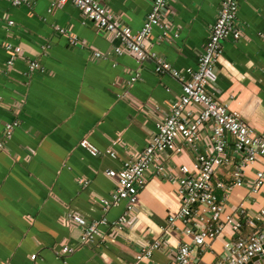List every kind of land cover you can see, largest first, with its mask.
<instances>
[{"label": "crops", "instance_id": "1", "mask_svg": "<svg viewBox=\"0 0 264 264\" xmlns=\"http://www.w3.org/2000/svg\"><path fill=\"white\" fill-rule=\"evenodd\" d=\"M107 7L133 31H138L152 0H105ZM50 0H30V6H13L0 0V139L4 125H19L0 149V264H169L183 239L184 224H169L167 216L179 207L175 184L151 178L138 193L133 218L119 234L108 235L96 248L80 245V230L66 226L61 217L71 212L88 221L118 219L124 203L103 209L114 182L105 174L118 169L126 149L141 150L155 130L157 116L181 94V83L169 73L155 74L153 61L139 69L129 53L115 55L118 40L99 34L69 2L48 10ZM219 0H177L170 4L169 26H153L147 48L174 69L197 65ZM237 20L242 35L223 42L208 91L264 135V0H240ZM12 21V25H8ZM63 27L106 56L93 60L86 48H69ZM5 44L20 47L11 54ZM40 68L29 73L27 61ZM10 64V65H8ZM134 71L138 79L126 82ZM127 90L124 97L123 92ZM86 140L97 155L80 146ZM113 149L115 156L106 150ZM176 165L190 166L193 156L165 152ZM260 162L245 168L246 183L232 186L223 200L222 218L236 216L242 205L254 213L264 204L262 188L248 195ZM230 167H221L216 178L229 183ZM87 180L79 186L78 178ZM232 237L226 226L223 236L203 249L193 248L199 264H221L223 244ZM164 238L163 248L150 258L136 261L140 245ZM66 245L72 252L57 254ZM35 254L34 260L29 256Z\"/></svg>", "mask_w": 264, "mask_h": 264}, {"label": "built area", "instance_id": "2", "mask_svg": "<svg viewBox=\"0 0 264 264\" xmlns=\"http://www.w3.org/2000/svg\"><path fill=\"white\" fill-rule=\"evenodd\" d=\"M13 6L26 4L30 0H6ZM177 0H152L151 9L146 14L142 27L133 31L125 25L120 17L106 5L105 0H50L48 10L69 2L77 7L95 30L109 40H118L112 53L132 54L141 65L153 61L154 73H169L181 83V94L172 101L166 114L157 116L154 121L155 130L148 137L141 150L126 149L127 157L118 169H107L105 174L114 182L109 199H100L102 208L108 209L124 203V211L117 220L108 223L104 217L88 221L71 212L61 217L66 226H77L80 230V245L96 248L105 240V235L98 229L99 225L109 227L108 235L119 234L133 218L138 193L151 178L175 184V197L179 202L176 211L167 216L169 224L179 220L184 224L182 235L191 238L176 246L174 257L169 264H199L198 254L192 255L193 248L203 249L212 241L223 236L226 226L230 228L232 237L223 244L221 264H246L256 255H264V204L254 213H248L241 205L236 216L222 218L223 200L217 190L228 192L232 186H243L246 183L245 168L252 162H260L262 169L256 170L255 178L248 187V195H257L264 188V135L247 124L243 118L212 95L207 87L213 81L215 64L222 54L223 42L227 39L237 41L241 35V27L237 20L240 0H219V10L215 20L209 26L207 38L197 58L194 68L174 69L155 52H149L147 42L153 26L167 28V16L171 13L170 4ZM8 21V25H12ZM68 36L69 48H86L91 59L98 60L106 55L99 52L87 42L72 34L69 29L56 28ZM6 49L14 55L20 53V47L5 44ZM29 73L40 68L35 60L27 61ZM10 65V64H8ZM138 71H134L125 83L130 87L138 79ZM127 95V90L123 96ZM19 125L17 120L4 125L0 139V149L5 147L6 139ZM80 146L90 154L97 155L98 149L86 140ZM186 149L193 156L190 166L176 165L164 153L181 154ZM106 152L115 156L113 149ZM229 166V183L216 178L219 168ZM79 186H85L87 180L80 177ZM264 193V190H263ZM166 240L159 238L147 246L140 245L136 261L150 258L154 249L164 247ZM72 252L63 245L57 254ZM35 254L29 258L34 260Z\"/></svg>", "mask_w": 264, "mask_h": 264}, {"label": "water", "instance_id": "3", "mask_svg": "<svg viewBox=\"0 0 264 264\" xmlns=\"http://www.w3.org/2000/svg\"><path fill=\"white\" fill-rule=\"evenodd\" d=\"M246 264H264V255L252 257Z\"/></svg>", "mask_w": 264, "mask_h": 264}]
</instances>
